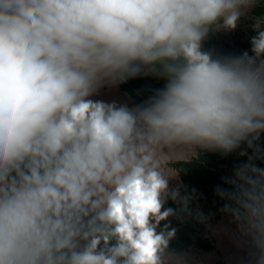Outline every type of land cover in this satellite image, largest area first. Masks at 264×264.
Returning <instances> with one entry per match:
<instances>
[{"label": "clouds", "instance_id": "clouds-1", "mask_svg": "<svg viewBox=\"0 0 264 264\" xmlns=\"http://www.w3.org/2000/svg\"><path fill=\"white\" fill-rule=\"evenodd\" d=\"M256 4L0 0V264H171L160 153L242 144L219 194L264 264V18L251 55L202 49ZM142 75L167 81L142 104L93 99Z\"/></svg>", "mask_w": 264, "mask_h": 264}, {"label": "trees", "instance_id": "trees-1", "mask_svg": "<svg viewBox=\"0 0 264 264\" xmlns=\"http://www.w3.org/2000/svg\"><path fill=\"white\" fill-rule=\"evenodd\" d=\"M248 17L252 24L257 17L264 18V0H257V4L248 12ZM220 28L215 27L209 31L202 49L211 52L214 57L237 56L234 46L221 33ZM166 82L153 75H142L117 86L129 96L131 106L134 107L146 101L157 89H162ZM260 143L264 145V133L261 134ZM241 150L247 151V155L240 156ZM250 155L252 149L242 144L241 149L228 155L201 150L189 160H179L172 164L180 181V186L174 190L177 193L176 199H169L165 205L174 210V215L169 218V230L175 229V235L169 241V250L173 255L183 258L192 250L199 254L214 252L221 255L215 238L208 230V222L217 225L221 221V211L230 203L219 194V189L230 188L226 183L225 167L247 161ZM256 164L264 167V160ZM227 214L232 216L230 211ZM218 264L224 263L219 261Z\"/></svg>", "mask_w": 264, "mask_h": 264}, {"label": "rangeland", "instance_id": "rangeland-1", "mask_svg": "<svg viewBox=\"0 0 264 264\" xmlns=\"http://www.w3.org/2000/svg\"><path fill=\"white\" fill-rule=\"evenodd\" d=\"M247 10L246 14L242 16L235 30H228L221 27V33L230 41L234 46L237 56L241 55L244 51H249L251 48L250 39L256 33L253 31L252 23H249V17ZM93 99L102 100L107 103L115 102L117 104H126L131 106V101L126 93H123L117 84L106 85L103 87L98 96ZM261 153L264 154V145H261L260 140L257 142ZM201 152L198 148L182 147L175 151L170 152L168 149H164L160 153L161 157V171L169 180L170 190H175L180 186V181L177 173L172 168V164L179 160H189ZM260 160L255 161L257 163ZM246 161L241 162L245 163ZM238 164V165H240ZM236 165V166H238ZM236 166L228 165L225 167V175L227 178L234 176V169ZM208 230L210 234L215 238L217 242V248L221 255L217 253L199 254L195 251H190L183 258H178L173 255L171 264H218L223 262L224 264H247L246 249L244 238L237 230V225L232 216L227 214L224 209L221 211V221L214 225L212 222H208Z\"/></svg>", "mask_w": 264, "mask_h": 264}]
</instances>
